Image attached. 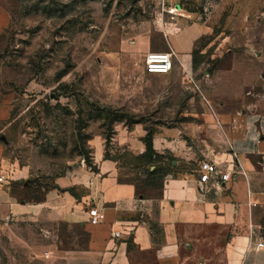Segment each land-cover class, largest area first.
<instances>
[{"label":"rangeland","instance_id":"obj_1","mask_svg":"<svg viewBox=\"0 0 264 264\" xmlns=\"http://www.w3.org/2000/svg\"><path fill=\"white\" fill-rule=\"evenodd\" d=\"M151 52L173 54L170 74L145 72ZM238 97L264 112V0H0V264H46L39 228L10 203L93 206L107 182L156 212L168 169L195 166L155 139ZM93 106L141 123L108 129ZM148 131L154 166L137 158ZM259 221L264 234V210Z\"/></svg>","mask_w":264,"mask_h":264},{"label":"crops","instance_id":"obj_2","mask_svg":"<svg viewBox=\"0 0 264 264\" xmlns=\"http://www.w3.org/2000/svg\"><path fill=\"white\" fill-rule=\"evenodd\" d=\"M242 103L239 97L216 100L194 115L198 122L169 129L165 145L155 139L156 148L162 145L195 166L186 175L167 177L156 212L152 202L135 200L133 187L109 189L107 182L100 188L105 196L94 198L93 206L102 214L96 225L89 222L86 198L10 203L14 217H27L39 228L36 258L46 264H264V249H256L264 239L259 221L264 210V112L246 101L243 109ZM132 142L139 152L145 150L141 141ZM203 161L229 173L230 181L200 184ZM150 221L162 228L158 242ZM58 226L65 227L64 235L56 232Z\"/></svg>","mask_w":264,"mask_h":264},{"label":"built area","instance_id":"obj_3","mask_svg":"<svg viewBox=\"0 0 264 264\" xmlns=\"http://www.w3.org/2000/svg\"><path fill=\"white\" fill-rule=\"evenodd\" d=\"M174 65V58L171 52H151L146 56L144 63V70L149 75H168L172 72ZM199 183L208 185L214 180L217 183H226L230 181L229 173H224L218 169L215 163L201 162L199 165ZM5 178L0 177V183H3ZM89 222L92 224H100L102 214L97 207L89 206L88 210ZM256 249H264V239L258 243Z\"/></svg>","mask_w":264,"mask_h":264},{"label":"trees","instance_id":"obj_4","mask_svg":"<svg viewBox=\"0 0 264 264\" xmlns=\"http://www.w3.org/2000/svg\"><path fill=\"white\" fill-rule=\"evenodd\" d=\"M93 110H95L97 113L94 117H92V119L103 121L104 125L107 126L108 129L113 128L116 123H126L127 126H133L135 124L141 123V120H138L129 114H123L118 111H113L110 108H101L99 106H93ZM155 133V131H148L147 135L143 139V142L146 146V150L144 153L137 157L138 160L142 161L146 166H154L157 163L158 159L163 158V155H160L154 149L153 140ZM107 139H109V137ZM156 170L158 169L156 168L153 171V174H156L158 172ZM177 173L179 172L174 173L172 170L168 169L164 177L167 175L179 177ZM149 226L152 232L153 240L155 242L160 241V237L162 236V228L159 226L158 223L154 221H150Z\"/></svg>","mask_w":264,"mask_h":264},{"label":"bare ground","instance_id":"obj_5","mask_svg":"<svg viewBox=\"0 0 264 264\" xmlns=\"http://www.w3.org/2000/svg\"><path fill=\"white\" fill-rule=\"evenodd\" d=\"M181 12V11H180ZM178 13V12H177ZM177 13H175V14H177Z\"/></svg>","mask_w":264,"mask_h":264}]
</instances>
